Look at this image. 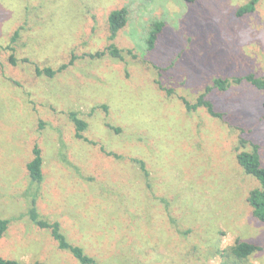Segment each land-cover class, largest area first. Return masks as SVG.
Listing matches in <instances>:
<instances>
[{
  "label": "rangeland",
  "instance_id": "1",
  "mask_svg": "<svg viewBox=\"0 0 264 264\" xmlns=\"http://www.w3.org/2000/svg\"><path fill=\"white\" fill-rule=\"evenodd\" d=\"M249 1L0 0V219L10 220L0 257L80 264L32 223L35 198L96 264H222L209 251L237 239L260 245L248 264H264V223L247 201L260 183L237 160L243 138L260 145L264 165V91L213 90L224 120L182 100L196 102L218 77L264 78V0L236 16ZM123 7L128 24L111 42L109 14ZM156 22L165 26L150 52ZM111 43L123 61L85 57ZM73 57L53 78L36 75ZM71 112L87 122V140ZM35 146L41 184L27 171Z\"/></svg>",
  "mask_w": 264,
  "mask_h": 264
},
{
  "label": "trees",
  "instance_id": "2",
  "mask_svg": "<svg viewBox=\"0 0 264 264\" xmlns=\"http://www.w3.org/2000/svg\"><path fill=\"white\" fill-rule=\"evenodd\" d=\"M185 3L191 5L197 2V0H183ZM260 0H250L246 5L241 7L236 16L242 17L247 14H252L256 11L257 5ZM129 11L126 7L121 9H116L111 11L108 17L109 22V40L114 42L121 30H123L127 24L129 19ZM163 22H156L152 30L149 33L147 39V49L152 52L155 50L158 38L162 33L164 28ZM19 37V32L16 31L14 36L12 37V43L14 44ZM9 48L14 47L12 45ZM125 51L119 49L115 46L114 43H111L106 50L101 52H96L95 54H89L85 57L95 60L103 58L106 55H110L115 59H119L121 61L124 60ZM127 54H131V51H127ZM133 58H136V55H132ZM77 57H73V59L68 64L61 65L58 69H53L51 67H47L41 69L36 67L35 72L37 76H45L48 78H53L58 73L65 71L68 66H72ZM84 58V57H82ZM10 62L13 65H16V60L14 57H10ZM243 83H248L253 87L257 88L260 91H264V78L258 77L257 75L250 73L245 76L240 77H231L224 78L218 77L215 78L210 85H208L203 93L196 99V102L190 103L188 100L183 98V104L188 112H195L199 109H205L207 113L215 119L224 120L225 114L216 110L215 104L212 100L208 98V95L213 90H218L220 92L228 91L232 85H241ZM160 85V83H159ZM160 88L162 86L160 85ZM107 108V107H106ZM105 108V109H106ZM70 119L75 125L76 129V138L87 140L83 132L86 131L88 124L83 119H81L76 112L70 113ZM249 148V150H247ZM109 156L111 153H107ZM116 156V155H115ZM117 158V156H116ZM237 160L240 166L242 167L244 173L248 176L255 178L260 184L257 188H254L250 191L248 195V203L252 208V215L255 219L264 223V165L261 160L260 153V145L253 141L247 139H241L240 144L237 148ZM135 162L140 166L141 170L148 175L146 170V165L142 160H135ZM44 160L42 156V151L39 146H35L33 149V158L27 164V171L31 181L35 184H41L44 181V173H43ZM29 218L32 223L36 224L39 228L44 230H49L53 239L57 242V246L60 250L68 252L72 254V256L80 263V264H96V260L87 255L84 249L80 246L74 245L68 240L67 236L62 230L61 224L58 221H48L45 220L38 212L37 209V199L32 200V206L28 212ZM10 225L9 219H0V240L4 237L6 232L8 231ZM213 248L217 246V243L214 242L212 244ZM263 248L255 244L253 242H248L246 240L237 239L235 244L226 249L217 248L215 251L210 250V256H219L223 261L222 264H248L249 259L255 254L262 252ZM0 264H21L20 262L13 259H5L0 257Z\"/></svg>",
  "mask_w": 264,
  "mask_h": 264
}]
</instances>
